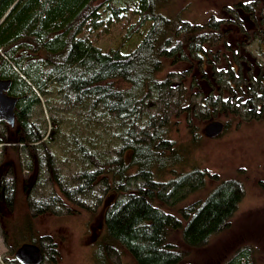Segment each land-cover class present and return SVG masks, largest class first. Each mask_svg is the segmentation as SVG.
Here are the masks:
<instances>
[{"label":"trees","instance_id":"trees-1","mask_svg":"<svg viewBox=\"0 0 264 264\" xmlns=\"http://www.w3.org/2000/svg\"><path fill=\"white\" fill-rule=\"evenodd\" d=\"M176 1L0 0V78L17 98L14 126L0 122V145L28 173V211L10 222L11 252L35 243L39 264H57L56 245L36 236L35 220L94 212L105 201L92 247L98 264H192L193 250L232 225L242 182L220 177L206 190L208 171L191 154L218 137L204 135L209 120L225 119L220 135L233 122L263 120L264 74L244 61L255 43L263 53L264 0H210L199 12L206 19L193 1L180 9ZM238 34L244 38L233 39ZM56 145L70 150L75 187L62 181L57 165L67 158L59 159ZM5 179L0 190L12 211L19 184ZM46 179L50 195L33 198ZM96 187L103 196L92 206L83 197ZM259 258L264 264L243 243L220 264Z\"/></svg>","mask_w":264,"mask_h":264},{"label":"rangeland","instance_id":"rangeland-1","mask_svg":"<svg viewBox=\"0 0 264 264\" xmlns=\"http://www.w3.org/2000/svg\"><path fill=\"white\" fill-rule=\"evenodd\" d=\"M187 1L189 0H177L176 9L182 8ZM191 1H193L191 5L197 13L204 12L209 7L208 5H212L210 0L206 2L203 0ZM199 14L201 19H206L209 15L208 13ZM244 17L243 19H247ZM241 38H244L241 34L233 37V39ZM251 47L253 55L247 54L244 67L247 70L252 69L254 72L261 69L264 74V43L262 44L263 53L255 51L257 43ZM259 63L260 67H258ZM212 120L225 121L223 117ZM49 128V124H47V129L49 130ZM68 133L65 132L66 135ZM3 147L0 145V176L5 173L6 181L16 178L18 181L16 183L19 184V187L16 186L12 211L7 206L4 192L0 190V264H8V261L15 259V251L11 252L10 250L12 244V239L9 236L10 222L13 223L16 216L21 219L22 215L28 211L22 189V180L27 177L28 173L25 170L21 171L18 163H15V158L3 150ZM56 147L59 159L67 158L60 160L57 165L63 183L68 184L69 187L77 186L73 179L77 167L72 166L73 160L69 162L70 157L67 152L70 150L67 151L66 148L63 149L57 145ZM191 155L199 160L202 168L208 171L206 190L216 186L218 182L216 178H235L242 182L244 196L232 220V225L213 239L207 248L199 251L193 250L187 259L192 264H220L234 248L243 243L252 244L259 252L260 257H264V117L262 121L246 122V124L245 122L238 124L233 122L222 135L214 139L203 140L201 146L193 149ZM10 168L12 169L10 170ZM34 177L33 173L29 184L33 185L36 181ZM51 191V185L47 179L40 180V183L34 187L32 197L35 199L45 198L50 195ZM202 194H194L187 202L196 200ZM101 196H103L101 188L96 187L91 195L83 197V199L91 202V205L94 206ZM112 199L113 197L109 198V201ZM107 204L108 202L105 201L94 212L76 210L77 212L74 214L62 216L49 213L35 220L36 236H40L43 243L49 240L55 243L58 250L57 264H98L92 257V247L101 236ZM59 212L66 213L64 209H57L56 213ZM4 232L8 236L7 242L3 236ZM112 260L118 262L116 256H113ZM262 260L259 258L258 264H261ZM15 264L20 263L16 262Z\"/></svg>","mask_w":264,"mask_h":264},{"label":"water","instance_id":"water-1","mask_svg":"<svg viewBox=\"0 0 264 264\" xmlns=\"http://www.w3.org/2000/svg\"><path fill=\"white\" fill-rule=\"evenodd\" d=\"M11 86L9 79L0 78V122L10 126L15 124V106L17 98L8 94ZM224 129V123L219 120L208 121L203 129L204 135L209 138L219 136ZM20 264H39L43 258L41 247L35 243H22L14 253Z\"/></svg>","mask_w":264,"mask_h":264},{"label":"flooded vegetation","instance_id":"flooded-vegetation-1","mask_svg":"<svg viewBox=\"0 0 264 264\" xmlns=\"http://www.w3.org/2000/svg\"><path fill=\"white\" fill-rule=\"evenodd\" d=\"M5 196V198H6V195H4Z\"/></svg>","mask_w":264,"mask_h":264}]
</instances>
